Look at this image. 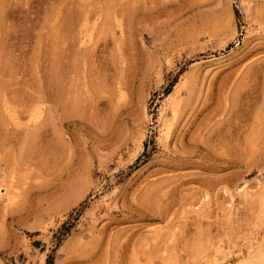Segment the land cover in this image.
I'll use <instances>...</instances> for the list:
<instances>
[{
    "label": "rangeland",
    "instance_id": "374dc122",
    "mask_svg": "<svg viewBox=\"0 0 264 264\" xmlns=\"http://www.w3.org/2000/svg\"><path fill=\"white\" fill-rule=\"evenodd\" d=\"M87 197L55 264H264V0H0V264Z\"/></svg>",
    "mask_w": 264,
    "mask_h": 264
},
{
    "label": "trees",
    "instance_id": "16d2710c",
    "mask_svg": "<svg viewBox=\"0 0 264 264\" xmlns=\"http://www.w3.org/2000/svg\"><path fill=\"white\" fill-rule=\"evenodd\" d=\"M154 154L153 146L148 149V143L145 144V150L143 154L137 159L136 163L128 167L127 171L122 172L116 176L118 183H121L126 177H128L133 171L139 168L141 165L146 163ZM90 205V197H87L77 207H75L68 215L66 221L53 232L52 241L53 247L48 251L45 264H55L56 255L59 248L65 242V240L72 234L75 229L81 215Z\"/></svg>",
    "mask_w": 264,
    "mask_h": 264
},
{
    "label": "bare ground",
    "instance_id": "6f19581e",
    "mask_svg": "<svg viewBox=\"0 0 264 264\" xmlns=\"http://www.w3.org/2000/svg\"><path fill=\"white\" fill-rule=\"evenodd\" d=\"M8 16H9V15H8ZM10 22H11V21H10ZM10 27H11V26H10ZM9 30H10V29H9ZM9 30H8V31H9ZM7 34H8V32H7ZM8 40H9V39H8ZM71 91H72V90H71ZM63 93H64V92H63ZM65 93H66V92H65ZM63 95H64V94H63ZM74 104H75V103H74ZM72 105H73V104H72ZM32 130H33V128H32ZM30 131H31V130H30ZM33 132H34V131H33ZM33 132H32V133H33ZM31 135H32V134H31Z\"/></svg>",
    "mask_w": 264,
    "mask_h": 264
}]
</instances>
